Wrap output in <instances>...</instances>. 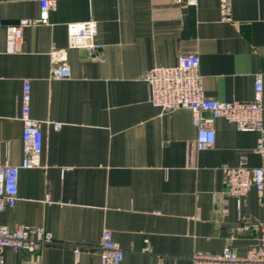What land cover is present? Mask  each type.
<instances>
[{"label": "crops", "instance_id": "crops-1", "mask_svg": "<svg viewBox=\"0 0 264 264\" xmlns=\"http://www.w3.org/2000/svg\"><path fill=\"white\" fill-rule=\"evenodd\" d=\"M40 1L0 0L3 153L22 165L25 80L44 135L41 166L20 167L18 199L0 210V223L43 226L55 243L8 247L5 264H101L106 229L124 250L123 264H194L195 252L219 254L228 242L245 255L258 242L264 194L253 187L240 207L215 196L226 190V166L262 163L259 132L219 119L215 144L198 150L191 110L161 112L144 76L198 52L208 96L252 99L256 74L264 83V0H232V21L222 20L221 0H55L48 22L25 26L7 52L6 27L38 18ZM90 18L104 62L68 48L67 24ZM57 49L66 50L54 57ZM53 65L69 66L70 75L53 78Z\"/></svg>", "mask_w": 264, "mask_h": 264}, {"label": "built area", "instance_id": "built-area-1", "mask_svg": "<svg viewBox=\"0 0 264 264\" xmlns=\"http://www.w3.org/2000/svg\"><path fill=\"white\" fill-rule=\"evenodd\" d=\"M55 0L40 1V15L38 18H23L17 24L6 27V50L14 52L22 40L25 26L47 23L49 12ZM180 4H195L197 0H166ZM221 18L232 21V0H221ZM3 26L0 20V27ZM68 48H83L89 52L93 61H105L104 44L97 41L98 22L93 19L70 22L67 24ZM57 49L52 52L54 57L65 52ZM201 58L198 52L180 53L176 62L169 66H154L145 72L144 80L148 87L149 101L163 113L178 108H189L192 112V123L196 129L195 146L198 150H205L215 144L219 119L235 124L240 131H257L260 136L256 151L261 155L262 163L250 167L245 162L237 166H226V190L216 194L215 199L232 196L236 198L238 206L243 198L254 187L258 194H264V83L262 74H256L253 97L250 100H219L207 95L204 76L200 73ZM53 78H63L70 75L67 65H53ZM32 85L25 80L22 92V110L20 119L23 128L24 158L21 166L10 162L0 144V210L6 206L12 207L18 199L20 167L35 168L41 166V152L43 150V130L41 121L31 115ZM60 123L54 128L59 129ZM192 150L189 146L188 156ZM259 232L257 244L252 246L245 255H239L228 242L219 254L197 251L193 254L194 264H264V222L256 226ZM55 243L52 232L43 226L18 224L11 228L0 223V264H5L4 250L8 247L34 251L46 245ZM101 264H123L124 250L116 242L109 229L103 232L99 245Z\"/></svg>", "mask_w": 264, "mask_h": 264}]
</instances>
